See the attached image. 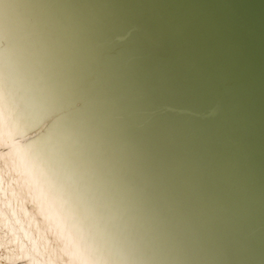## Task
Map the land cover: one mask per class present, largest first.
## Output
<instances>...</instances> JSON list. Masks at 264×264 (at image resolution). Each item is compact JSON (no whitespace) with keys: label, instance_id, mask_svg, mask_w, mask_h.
Segmentation results:
<instances>
[{"label":"water","instance_id":"obj_1","mask_svg":"<svg viewBox=\"0 0 264 264\" xmlns=\"http://www.w3.org/2000/svg\"><path fill=\"white\" fill-rule=\"evenodd\" d=\"M0 89L99 264H264V0H0Z\"/></svg>","mask_w":264,"mask_h":264},{"label":"bare ground","instance_id":"obj_2","mask_svg":"<svg viewBox=\"0 0 264 264\" xmlns=\"http://www.w3.org/2000/svg\"><path fill=\"white\" fill-rule=\"evenodd\" d=\"M22 129L0 89V264H99L70 197Z\"/></svg>","mask_w":264,"mask_h":264}]
</instances>
